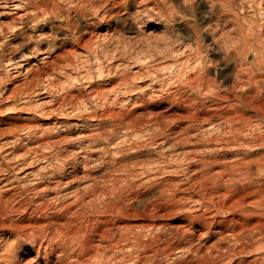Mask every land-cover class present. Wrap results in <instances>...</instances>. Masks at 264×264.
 <instances>
[{"label":"bare ground","instance_id":"obj_1","mask_svg":"<svg viewBox=\"0 0 264 264\" xmlns=\"http://www.w3.org/2000/svg\"><path fill=\"white\" fill-rule=\"evenodd\" d=\"M197 1L208 10L196 15L194 0H107L98 15L94 0H78L77 24L60 0H4L24 8L25 23L38 29L20 31L34 41L12 59L4 53L16 44L0 40V67H21L37 55L44 62L94 27L111 34L152 24L162 30L159 42L147 37L141 50L122 54L133 74L123 78L121 109L91 110L88 93H80L79 102L62 98L61 106L71 105L82 124L95 122L92 134L77 135L79 146L65 148L72 160L48 162L44 174L22 171L23 185L18 175H0L5 264H16L26 243L57 264H264V19L245 11L247 2L263 0ZM26 74L9 89L0 81V96L14 101L26 84L27 91L38 87V66L28 65ZM14 122L0 115V129ZM69 138L58 144L68 145ZM95 140H105L112 155L93 157L103 149L92 147ZM152 156L162 166L136 192L151 204L140 212L126 205L121 177L111 174Z\"/></svg>","mask_w":264,"mask_h":264},{"label":"rangeland","instance_id":"obj_2","mask_svg":"<svg viewBox=\"0 0 264 264\" xmlns=\"http://www.w3.org/2000/svg\"><path fill=\"white\" fill-rule=\"evenodd\" d=\"M60 1L62 10L68 11L70 17L77 24H82L77 13L78 0ZM106 1L94 0L96 7L92 9V13L96 12L99 15L104 9ZM194 1L193 6L196 15L208 10L207 4H200L197 0ZM258 2L254 1V3L251 2L250 4L247 2L245 11L252 19L261 23V20L263 22L264 19V0L263 3ZM23 13L24 8L14 10L12 3H6L4 0L0 1V40L16 44V51L4 53L5 59H12L20 53L27 52V43L31 46L34 41L20 34V31L27 30V33L30 34L38 29V27L35 29L36 25L25 23ZM144 17L146 18L147 15L144 14ZM58 22L59 20H55L53 24H58ZM139 28L140 32L139 29L134 27L125 34H111L103 28L94 27L93 30L82 35L78 44L71 42L65 44L62 48L55 50L44 62H39V60L45 57L37 55L22 63L21 67H0V81L5 82L8 89L10 88V83L14 80L24 82L27 77L26 69L28 65L38 66L40 69L39 85L34 90L27 91L28 84H26L22 88L24 91L19 92L14 101L11 99L6 100L4 94L0 96V115L11 117V119L15 120L13 126H2L0 129V166L4 168L0 167V175L6 174V177H10L11 174H14V176L18 175V177L20 176L18 184L23 185L25 180L21 176L24 171H41L44 174L43 167L48 162L62 164L63 161L72 160V156L66 154L65 148L70 149L71 147L79 146L77 143L78 139H76L77 135L92 134L95 129L93 126L95 122L86 118L82 124L81 121L83 120H80L79 113L71 114V105L65 104L61 106L62 98L68 96L69 100L79 102L82 100H78V95L80 96V93H88V98H86V101L89 102L88 106L91 107V110L97 109V111L102 109L119 110L124 106L125 102L123 100L127 96L125 88L128 83L123 78L125 76L127 78L128 76L130 77L133 72L129 71L125 66L122 54L131 48H136V51L141 50L143 47L141 40H145L147 37H151V42H159L158 37L161 35L160 31H162H155L157 28L155 24L150 27L141 25ZM182 33L186 39H190L185 32L182 31ZM61 37L62 34H58V38ZM207 40L209 41V39ZM212 57L213 59L217 58V56ZM49 61H52V63L44 66ZM134 83L137 84L138 81H134ZM86 112L88 114L92 111ZM86 115L85 113L82 114V116ZM64 135L71 136L69 138L70 143L68 145L58 144L59 139ZM105 144V140L93 141L92 147L103 146V149L91 152L92 156L105 159L112 155V149L104 147ZM128 144L126 143L121 148L128 150ZM41 155H46L48 160L42 159ZM113 157L117 156L113 154ZM156 158L152 156L144 161L135 159L127 161L124 168L111 174L114 177H121L119 181L122 187L125 186L122 192L126 197V205L133 206L140 212L143 209H151V204L143 202V200L140 201V195L136 192H143L146 189L144 186L146 180L154 178L157 168L162 166V164H158L155 161ZM22 164L25 165L20 170L21 167L19 166ZM6 165L15 167L17 171L8 173ZM99 169L96 167V170ZM159 177L165 180H179L168 174H163ZM112 192L117 193L119 189H114ZM28 196L36 197L34 193H30ZM34 199L37 200L38 198ZM137 221L129 220L128 224H139ZM169 223V221H160L157 224L162 226ZM143 224H149V222ZM5 248V245L0 243V264H5ZM44 258L43 251L38 256L37 252L26 243L19 250L16 264H57L55 258H52L50 262Z\"/></svg>","mask_w":264,"mask_h":264}]
</instances>
